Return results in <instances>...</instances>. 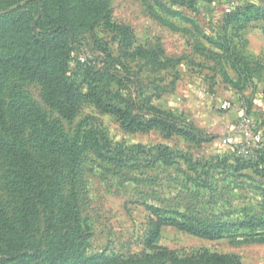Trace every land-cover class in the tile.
<instances>
[{
    "label": "rangeland",
    "instance_id": "1",
    "mask_svg": "<svg viewBox=\"0 0 264 264\" xmlns=\"http://www.w3.org/2000/svg\"><path fill=\"white\" fill-rule=\"evenodd\" d=\"M85 1L105 3L108 14L91 15L78 0H0V18L23 20L15 31H0V60L29 51L33 25L42 35L68 24L74 35L44 54L79 97L74 120L46 102L41 80L4 65L0 74L25 161L58 191L54 199L77 201L88 237L79 253L102 264H210L207 256L264 264L263 229H232L211 240L165 226L154 242L161 250L145 246L157 217L213 225L264 220V0ZM120 29L133 34L131 48ZM33 108L41 119L28 116ZM173 119L187 135L145 130L150 121ZM43 121L59 126L54 139L77 144L73 173L48 146ZM254 132L260 145L248 139ZM11 160L0 150V210L9 215L21 202ZM12 255L0 241V264H18Z\"/></svg>",
    "mask_w": 264,
    "mask_h": 264
},
{
    "label": "trees",
    "instance_id": "2",
    "mask_svg": "<svg viewBox=\"0 0 264 264\" xmlns=\"http://www.w3.org/2000/svg\"><path fill=\"white\" fill-rule=\"evenodd\" d=\"M78 2L82 9L91 15L108 14L105 3L92 4L85 0H78ZM48 19L51 20V17L48 16ZM22 21L21 17L17 16L0 18L1 33L15 31L21 26ZM51 24H54L53 20ZM65 25L68 26V24ZM65 25L55 23L51 28L54 30L51 34L42 35L35 31L33 25L31 30L29 29V36L26 35L30 43L29 51L14 55L10 59L0 60V66L4 65L5 68L17 69L16 74L20 73L19 75L27 80H41L47 89L46 102L56 107L66 119L74 120L78 112L79 97L62 77L56 75L53 65H49L52 60L44 55L47 51L55 50L56 45L61 46L74 38L73 32L68 31L64 27ZM120 31L126 45L131 48L134 43L133 34L127 29H120ZM37 51L43 53L41 58L37 56ZM137 52L136 55L139 57L155 60L153 53L147 52L145 54L146 51L140 53V50ZM3 76L4 74H0V131L2 133L0 150L11 156L12 165L8 171L13 173L12 187L21 201L13 215L0 210V241L13 254L10 260L18 261V264H31L33 262L37 264H102L104 259L101 257L88 258L79 253L82 244L88 237L81 231L77 201L74 200V197L71 198V201L54 199L53 194L58 191L52 186L45 185L42 175H38L36 169L26 162V156L22 149L23 145L18 139L22 130H18L17 127L13 129L7 118ZM111 109L115 111L114 108ZM31 115L36 120L41 119L42 111L33 108L28 116ZM174 121V119L173 122L150 121L145 126V130L161 128L164 131L187 135L188 132L180 130ZM43 122L45 123L44 129L49 136L48 146L56 148L58 153L65 156V162L73 173L78 160L77 144L54 139L53 136L58 135L59 126ZM75 194L76 192L73 190L72 195ZM165 226L177 228L196 237L212 240L225 236L232 229L264 230V220L253 219L242 222L240 225L223 223L213 225L190 217H157V219H150V227L147 232L148 239L145 242L146 247L161 250L154 245V242L159 237L161 228ZM164 253L166 259L175 261L174 253L169 251H164ZM206 260L210 264H237L225 256H207Z\"/></svg>",
    "mask_w": 264,
    "mask_h": 264
},
{
    "label": "built area",
    "instance_id": "3",
    "mask_svg": "<svg viewBox=\"0 0 264 264\" xmlns=\"http://www.w3.org/2000/svg\"><path fill=\"white\" fill-rule=\"evenodd\" d=\"M229 108V105L228 104H224L223 106H222V109L223 110H227ZM248 139H249V141L252 143V144H254V145H260L261 143H262V141H263V138H262V135H261V133L260 132H254V133H251L250 135H248ZM227 143L230 145V146H237L236 145V142L233 140V139H231V138H229L228 140H227Z\"/></svg>",
    "mask_w": 264,
    "mask_h": 264
}]
</instances>
